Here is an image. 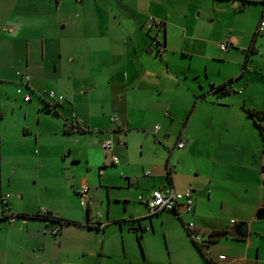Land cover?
I'll list each match as a JSON object with an SVG mask.
<instances>
[{
	"label": "crops",
	"instance_id": "crops-1",
	"mask_svg": "<svg viewBox=\"0 0 264 264\" xmlns=\"http://www.w3.org/2000/svg\"><path fill=\"white\" fill-rule=\"evenodd\" d=\"M149 15L165 24L150 27ZM263 19L264 0H0V193L11 189L5 211L19 217L43 215L44 208L62 221L27 216L16 223L17 218L1 216L0 264H106L108 226L121 230L125 221L134 224L147 215L155 225L153 215L145 214L147 199L153 189L168 186L191 187L194 195L190 212L155 214L173 252L179 245L191 258L197 252L211 264L192 241L187 223L193 222L214 264L224 263L220 255L234 264H264V228L254 226L264 207V35L258 32ZM154 41L164 43L161 55ZM223 42L229 43L226 50ZM233 50L243 69L228 82L220 79L221 67ZM19 71L30 76L28 84ZM250 73L255 76L247 82ZM235 82L245 90H234ZM49 90L63 101L50 100ZM18 97L26 108L34 104L39 121L40 111L46 114L41 132L46 128L47 136L96 140V150L89 147L84 155L72 142L78 137L61 141L66 157L86 164L87 176L76 180L74 173L67 197L74 203L88 186L85 210L75 203L74 208L46 203L40 192L33 207L17 208L26 195L17 170L31 153L10 148L3 125L7 107L16 111ZM247 108L261 114L252 117ZM184 117L182 130L172 136L169 126ZM76 118L83 131L68 129ZM156 125L160 129L154 133ZM108 137L125 143L113 151L118 164L102 151L101 141ZM181 138L184 146L177 147ZM98 206L105 209L100 217L91 213ZM79 208L80 216H73ZM101 221L103 243L90 248L84 239L78 250L75 232L82 230L76 227L92 230ZM242 221L248 222L246 238L228 235L207 242L211 231H229ZM54 226L57 234L48 232ZM71 248L83 261L71 258ZM123 250L126 256L124 240Z\"/></svg>",
	"mask_w": 264,
	"mask_h": 264
},
{
	"label": "rangeland",
	"instance_id": "rangeland-1",
	"mask_svg": "<svg viewBox=\"0 0 264 264\" xmlns=\"http://www.w3.org/2000/svg\"><path fill=\"white\" fill-rule=\"evenodd\" d=\"M234 48V47H233ZM219 54V53H218ZM221 54V53H220ZM219 54V55H220ZM223 54V53H222ZM225 55V54H224ZM243 60H241V55L238 54L237 50H233V56L225 60V63L221 67L222 75L220 79L225 78L229 79L228 82L233 81L237 78L243 66ZM203 66V62L199 61V69ZM254 73L246 74L245 79L247 82H251ZM230 85V84H228ZM227 85V86H228ZM234 90H245L241 88L239 83L233 84L232 87ZM253 98L249 100L250 106L252 104ZM17 109L12 111L11 106L7 107V124L4 127V131L8 132V141L7 144L10 148L20 146L22 149H28L31 154L27 155V158L20 164L17 173L22 178V185L24 186L23 191H26V195L23 201L16 202L17 208H23L22 205L26 204L27 208L33 207V203L36 202L32 198L40 192L46 203L52 202L58 206H65L68 204L71 208H74V203L79 207L81 206V198L74 199V203L68 199L69 182L74 176V173L78 174L76 180L81 179L82 177L87 176V168L84 160L81 162L74 161L70 157H66V153H63V147L61 141L68 139L67 137H78L74 144L79 147L81 155L87 153L89 147H97L96 140L91 137H79L78 134H73L71 136H61V138H56V136H47V129L41 132V128L44 127L43 121L45 113L41 110L40 116L41 121H39V114L37 108L34 104H31L29 108H26V102H23L21 98L18 97ZM31 109V110H29ZM24 112H28L29 115L26 118H23L26 115ZM258 117V116H257ZM184 119L172 123L169 126V130L172 136L177 132L181 131L184 124ZM23 123L25 126H28L29 129L23 130ZM43 125V127L41 126ZM157 126V125H156ZM160 126V125H159ZM184 132V131H183ZM27 134V135H26ZM24 135L26 136L25 138ZM39 136L40 142L35 144V138ZM96 150V148L94 149ZM104 152V150H102ZM97 169L91 171V176L93 178L97 175ZM9 191V192H8ZM10 193L11 189L9 187H4L3 193ZM66 193V196L62 197ZM68 199V200H67ZM87 201V199H86ZM86 207V206H85ZM82 207L83 209L85 208ZM81 208V207H80ZM80 208L78 211L73 210V216H80ZM85 210V209H84ZM102 206L92 207V215L100 211L104 212ZM58 212V211H56ZM97 212V213H98ZM146 210L145 214H148ZM59 213V212H58ZM86 217V216H85ZM16 223H19L21 218L17 217ZM19 219V220H18ZM152 219H155V225L151 222L150 217L147 215L141 219L135 220V223L132 224L128 220L123 223V227L119 230V227L116 228L113 225H109V235L105 239V250L110 255L105 258L106 264H205L201 256L195 252L194 257H190L189 254L184 253L183 249L179 248L173 252L172 248L166 244V237L163 235L161 221L158 224V216L153 214ZM85 222L86 221H82ZM15 223V224H16ZM84 223V224H85ZM91 224V223H89ZM4 227L5 224H1ZM84 226V227H83ZM94 226V225H93ZM255 227L260 229L264 228V218L257 219ZM68 227H76L70 225ZM87 225L78 226L76 228L81 229L80 232H75L78 240L73 243L77 246L78 250L79 244L82 240L88 239L90 248H97V246L103 243L102 236L99 233L100 230L94 226L91 227L92 230H86ZM47 232V229L45 230ZM48 233V232H47ZM123 240L126 245V256L123 255ZM99 243V245H98ZM68 248V246H67ZM74 254L71 255V258L75 261H83L81 253L73 250ZM171 250V252H170ZM256 247H252V252L255 254ZM171 253V256L169 255ZM189 260H184L185 257ZM173 260H170L172 259ZM180 258V259H177ZM175 259V260H174ZM177 259V260H176Z\"/></svg>",
	"mask_w": 264,
	"mask_h": 264
},
{
	"label": "built area",
	"instance_id": "built-area-1",
	"mask_svg": "<svg viewBox=\"0 0 264 264\" xmlns=\"http://www.w3.org/2000/svg\"><path fill=\"white\" fill-rule=\"evenodd\" d=\"M148 20L150 22V27H154V29H160L165 24V21L157 18L153 15H149ZM258 32L264 35V19L260 22V25L258 27ZM155 45L157 46V55H161L164 51L165 45L163 42L160 41H154ZM229 47L228 42H223L221 43V49L226 50ZM18 75L21 77L23 82L25 84H28L30 80V76L25 73V72H18ZM46 95L48 98L55 103H61L63 101V95L58 94L55 90H49L47 91ZM25 101H30L31 100V93L26 92L24 95ZM168 112H166V115ZM113 120H117L116 116L112 117ZM68 129L73 132H78L84 129V126L82 125L81 119L76 118L74 122L70 123L68 125ZM160 126L157 125L155 126L154 133L159 131ZM102 148L106 154H110L111 156V161L114 164L119 163V157L114 154V149L116 146L118 147H123L125 146V143L122 140L116 141L113 137H108L105 138L101 141ZM184 146V139H180V141L177 143V147H183ZM150 172L146 171L145 174L148 175ZM130 180L134 182L136 180V177H131ZM88 193V186H84L81 191H80V197H81V205L82 206H87V194ZM9 199H10V193H3L1 197V209H0V217L1 216H6L9 221H14L16 216L11 213H6L5 209L7 208L9 204ZM140 199L142 197L140 196ZM147 204H148V214L153 215L156 213H159L164 210H170L174 211L176 216H179L181 209L185 208V211H192L194 207V195H193V189L191 187L186 188L183 191H178L176 190L173 186H168L164 188H155L151 191V194L149 198L147 199ZM40 212L42 214H49L47 209H41ZM97 216H101V212L99 211L97 213ZM92 225L98 227V228H103L105 225V222H96L93 223ZM187 228L188 231L191 233L193 239L196 241H202L201 235L198 232V230L195 227V224L193 222H188L187 223ZM59 231V226H54L48 229V232L51 234H57ZM219 259L223 261V264H234L233 262L229 261H224L225 259L222 255L219 256Z\"/></svg>",
	"mask_w": 264,
	"mask_h": 264
},
{
	"label": "trees",
	"instance_id": "trees-1",
	"mask_svg": "<svg viewBox=\"0 0 264 264\" xmlns=\"http://www.w3.org/2000/svg\"><path fill=\"white\" fill-rule=\"evenodd\" d=\"M48 107V105H47ZM248 115L250 116H259L261 113L260 111L256 110V109H251V108H247L246 109ZM83 131V130H81ZM19 217H22V218H26L27 216H41L43 217L44 219H47V220H58L62 223L61 219L58 218V216L56 215H53L52 213L49 212V214H36V215H28V214H18ZM64 222H69L68 220H64ZM88 225H90L88 223ZM228 233L229 231L228 230H214V231H211L210 233V238L208 239L207 242H211V241H215V240H218L222 237H225V236H228ZM192 241L195 245V247L198 249V251L200 252V254L202 255L203 259L206 260L208 263H211V264H214V262L212 261L211 258H209L208 256V253L207 251L204 249V247H206V244L204 241H196L195 239H193L192 237Z\"/></svg>",
	"mask_w": 264,
	"mask_h": 264
},
{
	"label": "water",
	"instance_id": "water-1",
	"mask_svg": "<svg viewBox=\"0 0 264 264\" xmlns=\"http://www.w3.org/2000/svg\"><path fill=\"white\" fill-rule=\"evenodd\" d=\"M257 219H262L264 218V207L260 208L257 215ZM229 236L232 237H238L240 239L246 238L248 235V222L247 221H242L238 223L237 225H234L229 229Z\"/></svg>",
	"mask_w": 264,
	"mask_h": 264
}]
</instances>
